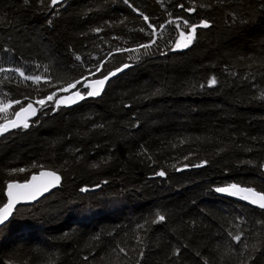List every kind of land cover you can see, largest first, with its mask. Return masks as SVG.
<instances>
[{
  "label": "trees",
  "instance_id": "1",
  "mask_svg": "<svg viewBox=\"0 0 264 264\" xmlns=\"http://www.w3.org/2000/svg\"><path fill=\"white\" fill-rule=\"evenodd\" d=\"M162 2L131 0L166 28L158 44L167 54L153 47L145 55L131 50L149 40L139 29H151L123 0H64L54 8L50 0H0V68L41 75L37 84L0 72V108L12 104L0 111V124L20 109L16 98L24 106L44 98L96 58L107 61L104 72L131 65L102 97L48 108L0 139V208L12 181L48 169L63 179L0 229L3 264H245L250 256L248 264H264V210L214 191L232 183L264 190L262 0ZM178 3L196 12L189 17ZM177 16L212 26L198 28L187 48L169 51L167 21ZM213 76L217 84L207 86ZM19 168L25 171H13ZM228 231L243 233L241 245Z\"/></svg>",
  "mask_w": 264,
  "mask_h": 264
},
{
  "label": "snow or ice",
  "instance_id": "2",
  "mask_svg": "<svg viewBox=\"0 0 264 264\" xmlns=\"http://www.w3.org/2000/svg\"><path fill=\"white\" fill-rule=\"evenodd\" d=\"M40 4H44L45 0H38ZM125 4H127L130 8L133 9L134 12L139 15L143 21L147 24V28L151 29L150 32H147L144 27H141L139 29L140 32L145 33L149 40L148 42H139L136 49H132L131 51H138L139 49H144V54H149L148 50L155 47L157 51L160 52L161 55H166L167 53L163 51L162 48H160L158 44L159 39H163V31L166 30L165 25L161 24L159 26L153 25L149 22V16L145 15L143 12H141L138 8H136L132 3L131 0H123ZM162 4V0H158ZM23 3L29 4L30 0H23ZM64 0H50V6L55 7L56 5L63 6ZM262 6H264V0H262ZM177 8L182 9L184 12L189 14V17L192 13L196 12V8L193 7H186L184 3H178L176 5ZM169 17L172 16L171 12L167 13ZM233 21L236 20V14H232ZM245 21H241V23H244ZM49 24H51V20H49ZM168 25L173 26V35H171L166 42V46L168 47L169 51H175L187 48L189 45L193 43V40L195 39L197 29L202 28H210L212 25L209 23L208 19H202L198 23L197 22H190V18H186L184 16H177L175 19H169L167 21ZM158 28L160 31H158ZM93 31H95L97 34L102 31V28H96ZM152 37H156V39H153ZM174 44V47L172 46ZM3 51L8 52L9 49H3ZM121 49H116V52H121ZM110 53L114 55L115 53H112L110 50ZM129 59H133V57L129 56ZM139 56H136L135 59H139ZM75 60L80 62L81 65H84V61L80 55L75 56ZM107 61H104L103 58H96V63L84 66V73L81 74V77L74 80L73 82L68 83L66 86L58 88L57 91L52 92L51 94L46 95L44 98L37 99L35 101V104L39 107H34L33 102L29 101L27 106L25 107L23 105V101L19 98L15 99V103L21 105L19 111H15L14 115L16 117H19L21 113L28 114L29 117H36L39 114L47 115L46 109L51 108L53 111L56 110L57 107H59L61 104H68L69 101H72L74 97L79 98L80 100H83L85 98L90 97H96L102 94V89L104 88L106 81H108L112 76H115L117 73L122 72L129 67H131L130 64L124 63L122 66H118L115 71H102L104 67V63ZM40 65L36 64L34 65V68L36 72H39ZM14 72L18 73L20 77H22L25 81L31 80L39 84L41 81V75L40 74H29L26 75L25 71L21 70L20 67L16 68H0V72ZM44 72H48V68H44ZM86 73V74H85ZM97 73H102V78H97L94 81L89 83L90 77L96 76ZM9 77L5 76V80H8ZM44 83L46 85H51V80H45ZM207 86H213L217 84V79L215 76H213L210 80L206 81ZM205 85H201L203 87ZM90 88V91H87L86 93L83 92V89ZM59 92H68L71 93L66 99L60 98L56 99ZM264 98V94H262V97ZM25 99H28L25 97ZM12 104L9 103L8 105H5L3 108H0V111H6L8 108H11ZM130 107V105L128 106ZM38 122V121H33ZM10 126L12 128L20 127L21 125L16 120L9 121ZM23 128H28L30 125L27 121L23 123ZM138 127V124L136 125ZM102 127V125H100ZM8 131V124H0V134H3L4 132ZM187 159V157H185ZM203 163H206L203 162ZM196 166H202V165H196ZM32 167H37V164L33 163ZM13 171H19L24 172V168L19 169H13ZM156 175L160 177H164L166 175V172L164 170H160L156 173ZM43 176L50 177V179L43 183H36V181ZM61 180V177L57 175L55 172L49 171V172H40V176L33 174L31 176V180L24 183V184H17V183H8L7 184V202L3 204V207L0 208V225L5 224V222L9 219L10 216L13 215L14 210L16 209L17 205L24 200H36L39 196H43L44 193L48 192L50 188L56 187ZM99 187V185H97ZM16 189V191H13ZM81 191H88L87 188H81ZM217 193L222 194H228L230 196L236 197L239 195V198L249 202L250 204L254 206H258L260 209L264 210V190L257 192L253 187H240L236 183H232L227 185L226 187H216L214 189ZM243 193L244 195H240ZM0 200H2V194H0ZM240 219V218H238ZM159 221H164L165 216L159 215L158 216ZM138 227H143L142 225H138ZM227 235L231 237V239L235 242V245L239 246L242 243L243 240V233L240 234H233L232 231H228ZM247 245L244 244V249L246 250ZM121 252H124V249H120ZM174 255L177 257L180 255L179 250H176ZM199 255V253L197 254ZM141 256H143V253H141ZM249 259H253V257H247L245 258V264H248ZM0 264H3L2 261H0ZM203 264H208L207 259H204Z\"/></svg>",
  "mask_w": 264,
  "mask_h": 264
},
{
  "label": "water",
  "instance_id": "3",
  "mask_svg": "<svg viewBox=\"0 0 264 264\" xmlns=\"http://www.w3.org/2000/svg\"><path fill=\"white\" fill-rule=\"evenodd\" d=\"M129 68H130V67H129ZM129 68H128V69H129ZM128 69H126V70H128ZM126 70L117 73L115 76H112L108 81H106V84H105L104 88L102 89V94H101V95L96 96V97H90V98L98 99V98L102 97L103 94H104L105 91H106L107 86L110 84L111 80L114 79V78H116V77H118L119 75H121V74H122L123 72H125ZM114 71H115V70H114ZM96 79H97V78H96ZM94 80H95V79H90V80H89V83L92 82V81H94ZM87 90L90 91L91 89L88 88ZM69 95H71V93H69L64 99H66ZM85 99H86V98H85ZM85 99L80 100L79 98L74 97L72 101H69L68 104H62V106H64L65 108H73V107H75V106L81 104ZM26 106H27V105H25V107H26ZM33 106H34V107H37V108L39 107L38 105L35 104V102H33ZM18 111H19V110H18ZM38 116H39V115H38ZM38 116H36V117H29L28 114H26V113H21V115H20L19 117L14 116L13 118L6 120V121L3 122L2 124H8V131L4 132L3 134H0V139H1L3 136H6L7 134H9V133H11V132H13V131H16V130H18V129L23 128L22 125H23V123H24L25 121H27V122L29 123V125H30L35 119L38 118ZM11 120H16L21 126H20V127H17V128H12V127L10 126V123H9V121H11ZM42 171H43V172H49V171L55 172V171H53V170H49V169H48V170H42ZM40 172H41V171H40ZM40 172H39V173H36L35 175H37V176L39 177V176H40ZM55 173H56L57 175H59L57 172H55ZM59 176H60V175H59ZM49 179H50V177L43 176V177H40V178L36 181V183H43V182L48 181ZM30 180H31V177H30L27 181H24V182L12 181L11 183L24 184V183H26V182H28V181H30ZM60 184H61V180H60L59 184H58L56 187H54V188H50V190H49L48 192L44 193L43 196H39V197H38L36 200H34V201H32V200H24V201H21V202L17 205L16 209L14 210V213H15V211L18 209V207H20V206H23V205H25V206L33 205V204L39 202V201H40L41 199H43L44 197L48 196L51 192H53L54 190L58 189V187L60 186ZM238 186H240V185H238ZM224 187H226V186H224ZM240 187H242V186H240ZM13 191H16V189H14ZM255 191H257V190H255ZM257 192H259V191H257ZM220 194L223 195V196H225V197H228V198H232V199H236V200H241V201H243V202H245V203H247V204H249V205H251V206H253V207L259 208L258 206H254V205L250 204L249 202L240 199V198H239V195L236 196V197H233V196H230V195H228V194H222V193H220ZM240 195H244V194L241 193ZM1 208H2V207H1ZM259 209H260V208H259ZM14 213H13V215H14ZM13 215L9 217V219L5 222V224L0 225V229H1L3 226H5V225H6V224L12 219Z\"/></svg>",
  "mask_w": 264,
  "mask_h": 264
},
{
  "label": "bare ground",
  "instance_id": "4",
  "mask_svg": "<svg viewBox=\"0 0 264 264\" xmlns=\"http://www.w3.org/2000/svg\"><path fill=\"white\" fill-rule=\"evenodd\" d=\"M116 78H117V77H116ZM95 79H96V78H95ZM114 79H115V78H114ZM114 79H112V80H114ZM112 80H111V81H112ZM87 91H89V90H87ZM67 95H68V94H67ZM67 95H66V96H67ZM66 96H65V97H66ZM65 97H64V98H65ZM58 174H59V173H58ZM59 175H60V174H59ZM60 177H61V175H60ZM62 181H63V179H62V177H61V184H62ZM61 184H60V186H61ZM60 186H59V187H60ZM59 187H58V188H59ZM56 190H57V189H56ZM54 191H55V190H54ZM51 193H52V192H51ZM250 206H251V205H250ZM252 207H253V206H252ZM254 208H256V207H254ZM258 209H259V208H258Z\"/></svg>",
  "mask_w": 264,
  "mask_h": 264
}]
</instances>
